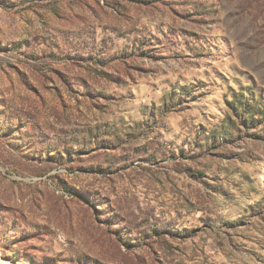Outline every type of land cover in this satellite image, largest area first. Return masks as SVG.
<instances>
[{
    "label": "rangeland",
    "instance_id": "rangeland-1",
    "mask_svg": "<svg viewBox=\"0 0 264 264\" xmlns=\"http://www.w3.org/2000/svg\"><path fill=\"white\" fill-rule=\"evenodd\" d=\"M1 264H264V0H0Z\"/></svg>",
    "mask_w": 264,
    "mask_h": 264
},
{
    "label": "bare ground",
    "instance_id": "bare-ground-1",
    "mask_svg": "<svg viewBox=\"0 0 264 264\" xmlns=\"http://www.w3.org/2000/svg\"><path fill=\"white\" fill-rule=\"evenodd\" d=\"M0 264H1V261H0Z\"/></svg>",
    "mask_w": 264,
    "mask_h": 264
}]
</instances>
